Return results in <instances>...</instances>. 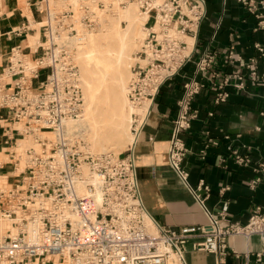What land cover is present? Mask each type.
<instances>
[{
    "label": "built area",
    "instance_id": "obj_1",
    "mask_svg": "<svg viewBox=\"0 0 264 264\" xmlns=\"http://www.w3.org/2000/svg\"><path fill=\"white\" fill-rule=\"evenodd\" d=\"M54 1L43 0V38L37 46L41 52L32 57L16 45L0 70V108L7 113L4 133L11 147L7 162L18 177L0 188V221L10 222L0 234V264H188L186 243L194 236L202 239L193 248L216 254L220 263L230 250V236L258 235L264 240L262 206L241 223L228 219L224 203L219 218L207 205L210 186L204 181L189 187L207 213L205 225H159L141 195L134 148L162 84L193 63L192 74L182 81L168 149L169 164L186 184L189 172L183 162L188 148L181 133L198 116L194 101L207 87L215 102L227 100L231 79L216 69L217 51L196 46L206 0H117L114 5L117 9L134 3L146 16L127 85L134 140L120 154L93 153L67 124L85 111L76 53L84 34L100 28L112 7L101 0H73L68 8L57 10ZM239 2L258 17L264 7V0ZM256 46L264 51L261 44ZM244 64L255 67L256 61L240 62ZM251 73L255 76L256 70ZM234 76L242 78L236 72ZM26 135L34 141L18 154L12 148L18 136ZM236 154V161L246 163L248 158ZM257 257H264V247Z\"/></svg>",
    "mask_w": 264,
    "mask_h": 264
},
{
    "label": "crops",
    "instance_id": "obj_2",
    "mask_svg": "<svg viewBox=\"0 0 264 264\" xmlns=\"http://www.w3.org/2000/svg\"><path fill=\"white\" fill-rule=\"evenodd\" d=\"M43 8V0H0V70L16 45L32 57L41 52L37 46L43 31L37 23L45 17ZM261 19L264 20V7L258 17L239 0H206V17L196 46L199 50L208 46L216 50L215 67L231 81L226 85V101L215 102L208 87L194 101L198 116L181 133L188 148L183 162L189 172L188 184L169 164L168 149L182 81L192 74L193 63L162 84L134 148L142 199L155 223L171 228L208 224L207 213L189 187H196L201 181L210 186L207 205L219 218L224 203L228 205V219L241 223L248 220L256 206L264 208V51L260 52L256 46L259 43L264 47ZM17 29L21 32H16ZM32 31L38 34L35 44L31 43ZM251 58L256 61L255 67L240 65ZM252 70H256L255 76ZM235 72L242 78L234 76ZM240 82V87L235 86ZM6 114L0 108V153L11 150L4 133ZM236 153L248 158L246 163L236 161ZM0 175L9 185L18 180L12 163L7 161L0 163ZM201 239L194 236L186 243L188 264L264 262V257H257L264 247V240L258 235L230 236V250L220 263L216 254L193 248Z\"/></svg>",
    "mask_w": 264,
    "mask_h": 264
},
{
    "label": "bare ground",
    "instance_id": "obj_3",
    "mask_svg": "<svg viewBox=\"0 0 264 264\" xmlns=\"http://www.w3.org/2000/svg\"><path fill=\"white\" fill-rule=\"evenodd\" d=\"M104 2L109 5L112 2H117V0H104ZM135 6L128 5L126 8H117L115 18L108 20V22L104 17L103 24L99 28L100 32H86L76 53V59H78L81 66L82 84L86 92L84 93L86 106L81 118L68 121L67 124L69 128L76 130L87 140L93 153H100L99 149L105 145L106 141H110L114 145H121L125 141L123 137L124 130L122 129L125 118L117 121L113 131L106 134L99 129L94 111L100 88L99 83H97L98 78L102 82H106V78L112 76L114 84L118 85L122 93L125 91L124 71L128 69L131 51L142 40L143 35L140 29L143 31V24L146 19L145 15L137 14V6ZM121 19L128 21L125 27L122 25ZM123 117H125V114H123ZM129 139V143H132L134 137L130 136ZM26 143L27 140H19L18 145L20 146L18 147H20V150L18 154H21ZM2 228L0 225V234Z\"/></svg>",
    "mask_w": 264,
    "mask_h": 264
},
{
    "label": "rangeland",
    "instance_id": "obj_4",
    "mask_svg": "<svg viewBox=\"0 0 264 264\" xmlns=\"http://www.w3.org/2000/svg\"><path fill=\"white\" fill-rule=\"evenodd\" d=\"M72 1L73 0H57V1L53 2V6L57 10H63L65 8H68V4ZM101 1L104 2V0H101ZM116 3L117 2H112L110 5H111L113 11L111 10V11L107 12L109 14H107V13L105 14V18H106L107 22H108V20L110 21V20L115 18V14H116L115 10L116 9H115L114 5H116ZM129 6H135V4L132 3V4H129ZM77 7H78V4H76V6L74 8L77 10ZM136 10H137V14L140 15L138 7L136 8ZM121 23L125 27L127 25L128 21L126 19H121ZM37 25H40V23L38 22ZM140 30H141L142 35L144 36V30L143 31H142V29H140ZM93 31L94 32H100V29L98 28V29H95ZM37 35H38L37 33H34L32 31L31 37H30L32 44H35L37 42V37H36ZM139 45H140V43L135 46L136 48L135 47L133 48L134 51L133 50L131 51L128 69L124 71V75H125V84H124L125 88H124V90L125 91L123 93L121 92V89L118 88V85L114 84L112 76L106 78V82H104V81L102 82V80L100 78L97 79V81H98L97 83H99L100 88H99L98 96H97L96 103H95L94 114H95V118H96L97 125H98L99 129L102 132H105L106 134H108L111 131H113L114 126L116 125L117 121H119L122 118H125V124H124V127L122 128L124 130L123 137L125 138V141L121 145H114V144H111L110 141H106L105 145L102 147L103 149L98 148L101 152L106 151V150L107 151L112 150V151L119 153V154L122 153V151L124 149H126V147L129 144V141H130L129 137L132 136L131 135L132 134L131 133V122H132V120H131V118H132L131 109L132 108L130 106V103H128V101H127L128 98L126 99V97H127L126 90H127V85H128V81H129L130 74H131V64L133 61V55H134L135 51L139 48ZM29 56H31V55H29ZM77 62L79 63L78 59H77ZM79 65H80V63H79ZM80 69H81V66H80ZM81 74H82V72H81ZM100 83H101V85H100ZM83 90H84V93H86L84 86H83ZM85 106H86V102H85ZM122 113L125 114V117H123ZM17 125L21 128L24 126L22 123H19ZM20 137L21 138L19 140H22V139L27 140L25 147L32 144V142L34 141L33 137L31 135L20 136ZM19 140H18V143H19ZM88 145H89V143H88ZM18 146H20V145H17L16 148L14 147L12 149H15L19 153L20 147H18ZM25 147L23 148V150L25 149ZM23 150L21 151V153L23 152ZM95 153H99V152H95ZM9 160H10V157H9L8 152L0 153V163L5 162V161H9ZM3 187H9V184L6 183L5 179L2 176H0V188H3ZM0 225L3 227L1 229V234H4L6 232V229L10 227V222L7 220H3V221H0Z\"/></svg>",
    "mask_w": 264,
    "mask_h": 264
}]
</instances>
